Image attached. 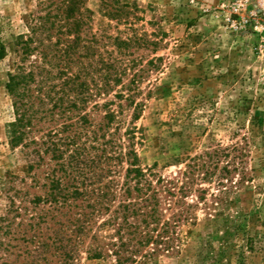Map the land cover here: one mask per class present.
<instances>
[{"label": "rangeland", "instance_id": "obj_1", "mask_svg": "<svg viewBox=\"0 0 264 264\" xmlns=\"http://www.w3.org/2000/svg\"><path fill=\"white\" fill-rule=\"evenodd\" d=\"M240 1L84 0L82 9L91 16L80 36H95L98 55L126 71L105 94L93 96L84 112L96 126L106 110L114 111L113 139L123 151L132 146L138 166L151 173L158 191L161 219L152 227L161 240L120 260L110 244L115 229L102 225L109 211L89 222L91 230L69 264H264V28L258 26L261 19L257 24L250 17L257 0L245 1L234 13ZM48 4L0 0V41L6 46L0 59V215L12 219V232L54 206L43 199L51 178L61 175L46 147L60 137L55 130L63 119L39 113L25 140L28 146L11 147L7 135L15 117L6 89L9 75L20 66L44 65L40 47L58 36L55 28L50 41L47 31H38L43 44L33 41L37 48L25 56L18 49L19 37L28 34L36 17L54 13L55 4ZM117 6L119 16L112 8ZM113 38L130 39L129 48H116ZM79 59L80 64H70L71 73L88 61ZM130 94L141 104L137 119L125 100ZM109 165L112 172L102 183L109 180L115 187L112 210L128 164L111 160ZM41 226L54 227L51 220ZM93 234L108 243L100 257L89 252ZM12 243L23 253L25 242ZM57 254L51 248L49 264L60 263Z\"/></svg>", "mask_w": 264, "mask_h": 264}, {"label": "trees", "instance_id": "obj_2", "mask_svg": "<svg viewBox=\"0 0 264 264\" xmlns=\"http://www.w3.org/2000/svg\"><path fill=\"white\" fill-rule=\"evenodd\" d=\"M48 1L47 7L55 4L54 13L47 11L37 16L28 34L19 37L18 49L25 56L37 48L32 45L33 41L43 44V39L37 37L38 31H47L49 34L45 39L49 41L51 29L55 28L58 36L55 42L40 47L44 65H33L29 69L20 66L18 71L9 75L6 89L12 96L15 117L7 125V135L11 147L28 146L25 140L34 120L39 119V113L52 117L56 114L63 119L60 129L55 130V135L60 133V137L46 147L57 160L61 175L51 178L50 193L43 199L54 206L37 216L32 215L22 231L12 232V219L8 214L0 215V264H49L47 254L51 248L58 252L59 264H69L83 241V235L91 230L89 222L109 211V217L102 225L106 223L115 229L116 239L114 237L110 244L114 246V254L123 260L150 242L157 244L161 240H158L159 233L153 235L155 227H152L161 219L158 191L149 179L151 173L138 166V156L132 146L123 151L121 144L113 139L109 127L115 119L114 111L106 110L103 121L93 126L84 107L93 96L105 94L111 88V82H120L126 71L115 65L114 60L98 55L95 36H80L82 27L91 16L90 10L82 9L84 0ZM112 8L116 12L114 15L119 16L122 12L121 7ZM130 42V39L113 38L112 44L116 48L128 49ZM5 54L6 46L0 41V59ZM82 57L89 62H83L80 70L71 73L70 64H80L79 58ZM55 79L58 83L49 84ZM115 96L124 97L120 93ZM125 100L133 105V119H137L136 111L141 104L135 102L131 94ZM73 116L76 117L74 121L66 122ZM132 129L125 131L128 137L133 135ZM111 160L119 164L125 160L128 164L119 187V201L112 210L110 206L117 197L115 187L109 180L102 183L103 178L112 172ZM160 181L159 177L156 183ZM40 201L36 199L34 202ZM48 220L53 221L54 227L45 226L44 230L41 225ZM17 239L26 243L23 253L18 251L21 247L17 243H12ZM91 239L93 243L89 252L93 257H100L104 244L108 243H103L96 234L91 235ZM29 243H34L33 249L28 247Z\"/></svg>", "mask_w": 264, "mask_h": 264}, {"label": "built area", "instance_id": "obj_3", "mask_svg": "<svg viewBox=\"0 0 264 264\" xmlns=\"http://www.w3.org/2000/svg\"><path fill=\"white\" fill-rule=\"evenodd\" d=\"M247 0L240 1L233 7V12L238 13L240 6L245 4ZM259 16V17H258ZM250 17L258 24V19H261L262 23L258 24L261 28H264V0H257V7L254 11H250Z\"/></svg>", "mask_w": 264, "mask_h": 264}]
</instances>
